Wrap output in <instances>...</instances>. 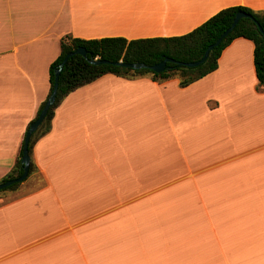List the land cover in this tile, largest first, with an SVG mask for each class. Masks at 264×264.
<instances>
[{"label": "crops", "instance_id": "0c3cea01", "mask_svg": "<svg viewBox=\"0 0 264 264\" xmlns=\"http://www.w3.org/2000/svg\"><path fill=\"white\" fill-rule=\"evenodd\" d=\"M264 0H0V181L46 100L65 36L185 35ZM253 43L217 69L173 78L111 74L69 93L0 192V264H264V85Z\"/></svg>", "mask_w": 264, "mask_h": 264}, {"label": "trees", "instance_id": "16d2710c", "mask_svg": "<svg viewBox=\"0 0 264 264\" xmlns=\"http://www.w3.org/2000/svg\"><path fill=\"white\" fill-rule=\"evenodd\" d=\"M238 12H244L252 16L264 31V11L255 12L249 8L238 6L221 10L202 25L182 36L131 41H127L121 37L93 40H83L71 36L63 37L60 41V54L49 67L50 89L46 100L52 93L54 72L58 69L67 54L81 47L85 49L87 59L98 58L109 63L94 65L89 63L87 59L76 54L71 56L64 64L58 78V89L54 103L48 110L41 125L31 135L29 140L28 152L30 155V165L28 177L36 169L31 160L32 148L39 138L50 131L51 120L54 116L55 109L69 93L79 87L92 83L104 75L111 74L126 79L150 77L155 82H164L177 78L180 86L186 87L214 72L217 69L218 59L223 50L235 39L243 38L253 43V63L256 78L259 85H264V39L257 25L246 18L238 22L232 32L222 40L219 46L209 53L206 61L201 65L195 68H189L180 67L176 64L177 62L192 63L199 61L207 48L215 43L221 34L230 27ZM166 58L172 59L175 63H167L165 70L161 73H155L149 68L135 70L114 64L122 61L127 64L140 63L151 67L161 63ZM46 100L40 105L36 118L39 116ZM29 125L26 128V132ZM24 137L21 143L19 157L10 173L0 183L15 179L23 173L20 159L22 156ZM20 184H13L5 190H15Z\"/></svg>", "mask_w": 264, "mask_h": 264}, {"label": "water", "instance_id": "95a60500", "mask_svg": "<svg viewBox=\"0 0 264 264\" xmlns=\"http://www.w3.org/2000/svg\"><path fill=\"white\" fill-rule=\"evenodd\" d=\"M243 18L250 19L251 21H253L257 25V27H258V29H259V31L262 34V37L264 39V31L261 29V27L255 21V19L252 16H250L249 14H246L244 12H238L235 15L230 27L221 34V36L216 40L215 43H213L212 45H210L207 48L203 57L199 61L192 62V63L177 62L176 63L177 66L195 68V67L201 65L202 63H204L206 61L209 53L214 48L219 46V44L222 42V40L232 32V30L235 28V26L238 24V22ZM76 54L82 56L84 59H87V53H86L85 49L80 47V48L76 49L74 52L67 54L66 57L64 58V60L62 61V63L59 65L58 69L55 70V72H54V85H53L52 93L48 97V99L46 100L39 116L34 121H32L30 123L29 128H28V130L25 134V137H24L22 156L20 159V163L23 167V173L15 179H10V180H7L5 182L0 183V191L7 189L8 187H10L13 184L22 183L28 177L29 165H30V155L28 152V145H29L30 137L38 129V127L41 125V123L43 122V120H44V118L48 112V110L50 109V107L54 103L56 93H57V89H58V78H59L60 72H61L64 64L67 62V60L71 56L76 55ZM87 60L89 63L94 64V65L108 64L109 63L108 61L100 60L98 58L87 59ZM167 63H175V62L170 58H166L161 63L154 65V66H151V67H147L144 64H140V63H138V64L137 63L127 64V63H123L122 61L114 63V64L118 65V66H123V67L131 68V69H135V70L143 69V68H149L150 70H152L155 73H161L165 70Z\"/></svg>", "mask_w": 264, "mask_h": 264}]
</instances>
